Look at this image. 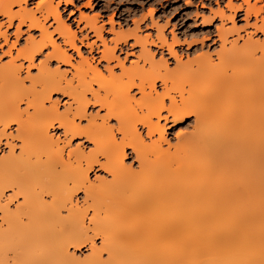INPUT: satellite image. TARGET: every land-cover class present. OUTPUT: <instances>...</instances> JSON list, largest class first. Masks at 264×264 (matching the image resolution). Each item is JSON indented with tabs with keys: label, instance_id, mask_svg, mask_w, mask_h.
Listing matches in <instances>:
<instances>
[{
	"label": "bare ground",
	"instance_id": "6f19581e",
	"mask_svg": "<svg viewBox=\"0 0 264 264\" xmlns=\"http://www.w3.org/2000/svg\"><path fill=\"white\" fill-rule=\"evenodd\" d=\"M256 1L248 3L255 6ZM60 2L47 0L46 12L54 13V22L53 6ZM11 3L0 0V11H10ZM258 10L254 7L253 15ZM87 17L83 27H91L83 36L92 33L97 43L103 25L97 17ZM224 22L220 20L211 37L218 43L216 58L202 51L164 69L167 90L181 96V107L194 113L193 130L175 136L176 142L166 136L168 125H175L167 120L159 125L165 128L163 140L147 136L155 109L148 97L140 106L130 102L133 77L161 75L160 60H153L148 45L139 49L138 63L130 62L123 70L124 78L113 71L108 80L88 57L75 62L70 76L48 61L34 74L26 71L28 79L12 57L0 60V145L8 149L0 156V264H264V54L252 38L254 28L243 34ZM255 23L264 24V18ZM139 28L138 21L129 32L112 26L114 45L105 54L129 37L146 44ZM54 34L47 29L44 33ZM57 35L54 55L60 58L57 63L65 64L64 41L78 36ZM165 37L158 26L153 45L165 48L173 39L180 41L175 34L170 41ZM40 43V38L30 42L29 50ZM100 83L106 92L95 98L118 121L104 109L95 114L88 113L89 106L85 109L88 90L99 93ZM57 92L68 93V108L62 111L46 106ZM83 116L89 120L79 128ZM110 120L123 129L119 145ZM61 124L88 131L96 142H90L93 151L74 150L69 157L62 139H54L50 131ZM125 143L135 145L136 166L126 162ZM98 152L105 168L93 163ZM95 168L109 177L96 173L91 179ZM87 244L90 252L81 259L70 249Z\"/></svg>",
	"mask_w": 264,
	"mask_h": 264
},
{
	"label": "snow or ice",
	"instance_id": "6c2138e0",
	"mask_svg": "<svg viewBox=\"0 0 264 264\" xmlns=\"http://www.w3.org/2000/svg\"><path fill=\"white\" fill-rule=\"evenodd\" d=\"M191 2V0H189ZM214 3L222 5L219 11L213 10L212 19H206L205 24H212L213 19L219 18L221 21H226L230 26H235L237 32L245 31L246 28L251 27L255 29L252 33V38L256 39L260 48L258 51L264 54V24L255 23L256 20L264 18V3L253 6L248 3V0H244L243 3H233V0H213ZM47 0H12L10 5V11L4 10L0 11V53L3 54V58L7 59L12 57V60L18 62V66L21 69H26V71L31 74L37 67L45 65L48 61H52L56 64L59 69L60 64L57 61L60 59L58 56L54 55V49L57 47L55 39L49 35L45 36V30L49 32H55L60 36H65L67 33H72L76 36L78 32L80 35L73 41H64V47L61 49L64 56L68 57L63 61L65 64L71 65L72 69H76L77 65L75 59L69 56V50H73L76 55L83 60L88 50L95 49L96 42L89 37H84L83 33L91 27L85 24L83 28L77 27L76 22L73 17L77 18L79 21L83 22L88 17L86 16L87 10H92L96 6L93 0H61L58 5H54L55 8V22L51 25L48 24V20L54 17L52 11H47ZM258 8L259 10L253 15V9ZM246 10V12H245ZM155 11L154 8H148L146 18L151 16ZM46 12V14H45ZM63 13L62 15L60 13ZM236 12L238 14H233ZM98 17L99 12H95ZM75 29V31H73ZM95 31V30H93ZM217 29V35H218ZM34 32L36 33L34 35ZM111 34V30H109ZM146 44L142 43L141 40H135L132 44L133 49H143L147 45L157 44V40L153 38L152 35L142 32ZM43 40V43L38 44V46L30 49V42L37 41V37ZM98 39L103 43L104 48L101 49V56L99 60L95 56H91V60L99 64L97 69L99 76L104 80L111 78L113 71L119 72L121 78H124V69L128 67L126 61H131V64L135 66L138 61L135 59V52H130L127 56L117 55L119 48L114 47L110 50V55L105 54L108 49V40L105 39L103 35H99ZM168 38L165 37V40ZM205 40L210 41V36H206ZM222 39V38H220ZM115 40V37H113ZM86 42V44H85ZM125 43H130V41H125ZM185 43L184 41H176L173 39L171 44H165L166 48L165 55L161 56L158 52H153L149 48L151 57L155 60L159 57L161 64V75L152 76L151 78L144 79L141 77H133V83L128 88V93L131 98V103L140 106L143 104V98L148 97L149 100L154 104L155 109L150 113L152 117V125H146V132L148 137L159 136L161 140L165 136V128L160 127V123L165 120L168 124H175L180 128V131L175 133L176 137H182L188 131L187 129L181 127V123H186L188 119H191L194 113L188 109L182 108V97L176 95L171 90H167L168 81L164 77L163 72L165 67L168 66H179L181 60L183 59L182 54L176 50V44ZM80 45H85V49L82 50ZM199 55V54H198ZM167 57H172L174 60H168ZM215 58V57H213ZM141 60H143V55H141ZM191 59V57H189ZM147 65L148 62L144 61ZM103 69V71H100ZM68 73H66L67 75ZM24 79H28V76H24ZM92 83H99L98 80L93 79ZM165 90H161V88ZM53 91H60L59 89H53ZM106 92L105 86L100 83V92L97 93L95 89H89L87 95V106L95 105L96 109H104L108 117L115 116L117 121L119 117L114 111H109L108 106L103 103L101 99L95 98L97 95L103 96ZM135 93V95H133ZM68 95V93H65ZM68 100L55 101L52 97H49V103L46 106L56 107L63 106L68 108ZM71 116V113L69 114ZM84 122L78 125L79 128H84L89 120L87 116L80 117ZM57 121H53V126ZM73 123H75V118H73ZM138 124H143L144 121H137ZM154 125V126H153ZM60 130L63 131V135L69 138L68 144L65 147V151L68 156L71 157L74 150H81L85 153H90L93 149H89L86 142H91L95 145V140L93 136L88 131H75L69 130L67 125L61 124ZM112 135L115 138L117 145L120 144L123 138V129L118 127L116 123L112 125ZM71 137H76V139H71ZM54 139H58L55 138ZM79 141V142H77ZM125 148H132L133 155L136 154V148L134 144L125 143L123 145ZM123 155L127 156L128 153L124 152ZM96 159L93 161L95 166L99 168H105V163L103 159V153H96Z\"/></svg>",
	"mask_w": 264,
	"mask_h": 264
},
{
	"label": "rangeland",
	"instance_id": "374dc122",
	"mask_svg": "<svg viewBox=\"0 0 264 264\" xmlns=\"http://www.w3.org/2000/svg\"><path fill=\"white\" fill-rule=\"evenodd\" d=\"M57 1L58 0H54V3H56ZM255 1L256 0H251V2H255ZM93 2L96 7L92 10H87L86 15L89 17H93V16L97 17L95 15V12H99V16L97 17L96 20L99 25H103L102 34L105 37V39L108 40V45L114 43L111 39L115 37L114 36L115 33L111 31V34H109V30H111L112 26H114V29L116 31L125 30V32H127L129 29H133L135 27L136 21H138L140 26L138 32L140 31L139 32L140 34L144 32L149 35H152L153 38L155 39L158 26H161L169 41L172 40L174 34L177 36L178 40L180 41L186 40L184 41L185 43L182 44L178 43L175 45L176 50L182 54L184 61L187 59L188 56L194 58L195 56L193 55L197 56L202 51L203 52L209 51L211 54L213 53L212 56H215V50L218 49V43L213 42L211 37H215L213 36L215 35L214 33H216L215 26L220 24V19L218 17L213 19L212 24H205L203 21L204 17L212 18L213 17L212 11L214 9L217 10L218 5H220L214 3L213 0H191V2H189V0H93ZM233 2L236 4L242 2V0H233ZM257 3L258 4L264 3V0L262 1L259 0ZM220 7H222V5H220ZM148 8H154L155 11L152 13L151 16H148L146 18ZM73 20L76 22L77 27L83 28L84 21L79 22V20L75 17H73ZM152 21L153 22L155 21L156 25H154ZM53 23H54V19L48 20L49 25ZM224 23L226 26H229L228 22L225 21ZM86 33L84 32L83 35H85ZM242 33L244 34V31H242ZM35 34L36 33L34 32V35ZM54 35H55L54 38L59 37L57 34ZM79 35L80 34L77 32V36ZM203 36H210L211 40L209 41L204 39V42L202 43L201 39ZM88 37L92 40L95 39L92 33H90ZM37 38H39V36ZM193 39L194 40L197 39V41L196 42L194 41L192 44H190V46H188L189 44L186 43L187 40L192 41ZM59 40L61 41V38ZM128 41H130V43L125 44L123 43V40H120L118 42V48L121 47V49L119 48V51L116 54L121 56H127L130 54V52L134 51L135 59H136V56L139 53L138 52L139 49L132 48L131 44L134 43L133 38L129 37ZM96 46L97 47L95 49L88 50L85 55V57H88L92 63L93 61L90 59L91 56L97 57L98 60L101 56L100 49L102 48V46L100 40L97 41ZM148 46L149 48H151L153 52H158L160 55L161 54L165 55L166 48H160L154 45H148ZM80 47L82 50L85 49V45H80ZM212 49H214V51H212ZM69 53L71 57L75 59V62L79 59V57L76 55V53L73 50H69ZM0 55H1L0 60L2 62H6L8 59H10V57H8L7 59L3 58L2 53H0ZM158 58L159 57H157L156 59ZM167 59L174 60V58L172 57H167ZM130 62L131 61H126L125 63L130 64ZM96 64L99 65L98 63ZM50 67L55 68L56 64L51 61ZM60 67L62 71L67 70L68 76L71 75L70 73H72V68L68 64H60ZM25 72L26 69H22L21 73L23 76ZM36 72H37V68L32 73L34 74ZM53 99H57L58 101L68 100V97L63 95L62 93L57 92L53 94ZM63 109L64 107L62 105L59 106L60 111H62ZM96 111L97 109L95 105L89 106L88 113L91 112L95 114ZM101 111L103 113V110H100V113ZM193 117L191 119H188L186 123H181L180 126L187 129L189 132L192 131L194 124V122L192 121ZM114 122L115 120H110V123H114ZM139 127L140 130L143 129L141 126ZM12 128L10 130H14V128L13 129ZM50 131L55 138L60 137V139H62L61 140L62 145H64L65 147L67 146L68 143L66 141L65 143H63L65 138L63 132L60 130L59 127L56 126L52 127ZM177 131H180V128L177 127L176 125H171V126L168 125V127L166 128V136L172 140V141L170 140L171 142H176L175 133ZM142 132L145 135V129H143ZM147 140H149L148 137ZM86 143L89 149L93 147V145L90 142H86ZM164 145H166V143H164ZM7 150H8L7 147L4 148L3 145L2 146L0 145V156L3 153L5 154ZM18 151H19L18 148H16V153H18ZM126 151L128 153L126 157L127 159L126 162L134 163V165L136 166L137 162L135 161L134 155L131 153V150L129 148H126ZM96 173L100 174L101 176L103 174V176L105 175L106 177H109L103 171L97 170V168H95L90 171V178L93 179ZM6 192L8 194L10 191H6ZM76 197H78V199L81 201L83 197V193L79 192L78 194H76ZM13 206L14 205H12V207ZM95 241H96L95 243L99 245L100 239L96 237ZM88 246L89 245L87 244V245H81L77 249L74 247H70V249L72 248L71 251L72 250L75 251L77 253V256L81 259L84 258V256H86L90 252L89 251L90 248Z\"/></svg>",
	"mask_w": 264,
	"mask_h": 264
}]
</instances>
